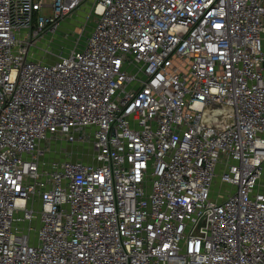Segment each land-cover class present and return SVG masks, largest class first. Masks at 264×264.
Segmentation results:
<instances>
[{"label": "built area", "instance_id": "built-area-1", "mask_svg": "<svg viewBox=\"0 0 264 264\" xmlns=\"http://www.w3.org/2000/svg\"><path fill=\"white\" fill-rule=\"evenodd\" d=\"M0 264H264V0H0Z\"/></svg>", "mask_w": 264, "mask_h": 264}, {"label": "rangeland", "instance_id": "rangeland-1", "mask_svg": "<svg viewBox=\"0 0 264 264\" xmlns=\"http://www.w3.org/2000/svg\"><path fill=\"white\" fill-rule=\"evenodd\" d=\"M49 14L48 10L44 11ZM96 19L90 14L88 7H83L71 16L67 17L54 33L45 34L35 40L33 52L37 54L39 59L45 61H54L58 55L65 53L76 43L82 46L91 32ZM72 147L78 152L74 155V159L82 157L81 151L85 150V159L89 150L77 146H66L65 149L71 150ZM61 157H64L62 155Z\"/></svg>", "mask_w": 264, "mask_h": 264}]
</instances>
